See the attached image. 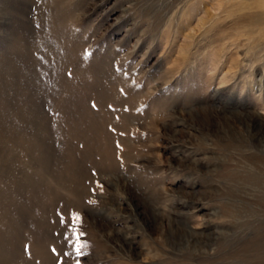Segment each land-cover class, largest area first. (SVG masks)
I'll list each match as a JSON object with an SVG mask.
<instances>
[{
  "label": "rangeland",
  "instance_id": "rangeland-1",
  "mask_svg": "<svg viewBox=\"0 0 264 264\" xmlns=\"http://www.w3.org/2000/svg\"><path fill=\"white\" fill-rule=\"evenodd\" d=\"M260 3L0 0V264H264Z\"/></svg>",
  "mask_w": 264,
  "mask_h": 264
},
{
  "label": "bare ground",
  "instance_id": "bare-ground-1",
  "mask_svg": "<svg viewBox=\"0 0 264 264\" xmlns=\"http://www.w3.org/2000/svg\"><path fill=\"white\" fill-rule=\"evenodd\" d=\"M218 1V3H220L221 1H223V0H217ZM259 6H260V8L261 9H264V0H261V3L259 4ZM264 14V13H263ZM261 16H262V14H261ZM56 79V78H55ZM16 144H18L19 145V147H22V148H24V147H27L28 145L26 144H24V142H22V140L21 139H19V138H17V140H16ZM23 145V146H22ZM35 152V151H34ZM76 168H78L77 166H75ZM78 173H80V172H77V174ZM77 174H76V177L77 178H74V180H76V182L75 183H77L78 182V179L80 178V176H81V174H79V176H77ZM72 193V197L73 198H77L78 196H79V194H78V192L77 191H74V193L73 192H71ZM32 194V193H31ZM33 195V194H32ZM35 195V194H34ZM56 197V196H55ZM49 229V228H48ZM47 234V233H46ZM35 242V241H34ZM34 246V254L37 256H39V257H41V258H47V259H50L49 258V256H47V254H46V250H45V247L44 246H35V245H33ZM12 254H9L8 253V256H9V258H10V256H11ZM14 257V256H13ZM13 257H11V258H13ZM12 264V263H11Z\"/></svg>",
  "mask_w": 264,
  "mask_h": 264
}]
</instances>
